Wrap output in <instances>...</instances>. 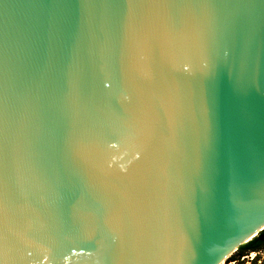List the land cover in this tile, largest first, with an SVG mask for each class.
Listing matches in <instances>:
<instances>
[{
    "label": "water",
    "instance_id": "95a60500",
    "mask_svg": "<svg viewBox=\"0 0 264 264\" xmlns=\"http://www.w3.org/2000/svg\"><path fill=\"white\" fill-rule=\"evenodd\" d=\"M262 229L264 0H0V264H220Z\"/></svg>",
    "mask_w": 264,
    "mask_h": 264
},
{
    "label": "rangeland",
    "instance_id": "374dc122",
    "mask_svg": "<svg viewBox=\"0 0 264 264\" xmlns=\"http://www.w3.org/2000/svg\"><path fill=\"white\" fill-rule=\"evenodd\" d=\"M220 264H264V247L255 251L245 250L242 255L234 250Z\"/></svg>",
    "mask_w": 264,
    "mask_h": 264
},
{
    "label": "trees",
    "instance_id": "16d2710c",
    "mask_svg": "<svg viewBox=\"0 0 264 264\" xmlns=\"http://www.w3.org/2000/svg\"><path fill=\"white\" fill-rule=\"evenodd\" d=\"M261 247H264V229L259 231L257 235L251 238L250 240L239 245L236 248V252L237 254L242 255V252L245 250L255 251V250L260 249Z\"/></svg>",
    "mask_w": 264,
    "mask_h": 264
},
{
    "label": "snow or ice",
    "instance_id": "6c2138e0",
    "mask_svg": "<svg viewBox=\"0 0 264 264\" xmlns=\"http://www.w3.org/2000/svg\"><path fill=\"white\" fill-rule=\"evenodd\" d=\"M247 235V233H245ZM243 239V236H240L238 239H226L223 243L225 247L223 248L221 255H226L227 252L231 251L233 247H235L236 244L240 242V240Z\"/></svg>",
    "mask_w": 264,
    "mask_h": 264
}]
</instances>
